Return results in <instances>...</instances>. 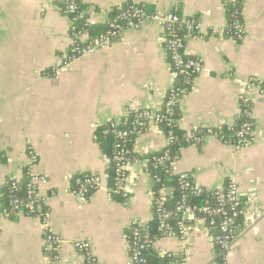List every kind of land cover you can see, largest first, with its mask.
Wrapping results in <instances>:
<instances>
[{
    "label": "crops",
    "instance_id": "0c3cea01",
    "mask_svg": "<svg viewBox=\"0 0 264 264\" xmlns=\"http://www.w3.org/2000/svg\"><path fill=\"white\" fill-rule=\"evenodd\" d=\"M235 1L134 0L152 12L176 13L201 24V32L186 43L187 54L201 60L203 71L179 105L183 133L212 128L233 139L246 85L264 80V0H240L242 40L227 33ZM126 2L81 0L82 20L91 29L83 41L102 32ZM70 25L56 0H0V199L4 187L25 178L30 148L38 157L35 171L46 178L39 193L47 200V229L39 218L25 215L0 221V264H86L76 248L82 241L90 243L95 264H132V226L154 219L155 184L146 167L148 157L166 147L162 128L151 125L135 139L127 198L109 192L110 165L96 133L112 121L163 107L175 83L164 33L146 23L126 32L122 41L63 66L73 43ZM263 88L255 86L250 93L253 144L238 148L208 138L179 151L176 171L190 174L198 186L219 190L234 180L239 187L243 229L233 243L231 264H264ZM86 174L101 176L103 185L81 200L71 190ZM163 190L168 198L173 194ZM47 233L63 242L57 261L45 250ZM153 250L168 264L183 259L185 264H220L201 223L186 243L161 238Z\"/></svg>",
    "mask_w": 264,
    "mask_h": 264
},
{
    "label": "built area",
    "instance_id": "2783aa9c",
    "mask_svg": "<svg viewBox=\"0 0 264 264\" xmlns=\"http://www.w3.org/2000/svg\"><path fill=\"white\" fill-rule=\"evenodd\" d=\"M56 1L64 7L63 13L70 20V34L73 39L69 53L63 60V66H68L105 45L122 41L126 32L136 30L146 23L156 25L164 33V50L172 66L175 83L169 90L163 107L160 110L138 112L134 115L133 121L127 118L120 122L112 121L108 124L110 132L118 140L116 153L113 157L116 192L123 198H127V167L132 160L131 151L127 145L133 137H139L151 125L159 128L165 125L171 127L177 125V112L180 102L187 95L193 81L203 71L201 60L188 55L186 52L188 38L201 32V24L197 19L185 18L176 13H155L147 7L135 3L134 0H127L125 6L121 8V12L113 20L107 22L104 32L89 41H83L88 36L90 38V26L87 22L81 24V0ZM230 18L231 23L227 33L237 40H242L244 32L240 10L231 12ZM255 86L264 87V80L254 81L246 85L245 95L241 99V113L233 139H229L224 133H218L212 128H205L185 133L183 136L185 145H199L208 138H219L222 142H231L238 148H246L253 144L255 142V121L250 93ZM262 93H264V88ZM165 138V149L159 156L152 159L151 168L147 165L146 172L150 174L154 184L160 183L162 178L157 174L152 175L150 169H163L166 173L177 177L178 186L185 195L181 198L174 212H169L164 208L165 202L169 199L164 190L160 195L153 191L154 212L161 238H176L186 243L194 226L200 223L205 224L210 239L218 250L220 264H231L229 259L231 249L236 237L243 229L241 218L245 209L237 183L234 180H229L227 186L219 190H207L198 186L190 174L176 171L181 156L179 153H172L170 149L175 140L173 128L165 134ZM28 154L31 157V163L25 171L27 178L23 186L25 196L24 198L13 197L8 209L0 207V221L7 219L13 211L15 214L27 215L28 217L37 216L39 218V216L44 215L43 207L46 206L47 200L40 195L39 185L44 183L46 178L35 171L38 163L37 155L30 148ZM102 185L103 178L101 176L86 174L81 180V186L71 190V194L85 200L91 192L100 189ZM20 189L19 183H12L13 192H18ZM186 194L212 197L214 205L191 204ZM42 223L47 229V213ZM142 227L145 226L138 224L132 226V236L129 240L132 264H145L144 252L153 248L155 244V240L146 230H142ZM62 243V240L55 234H46L45 250L52 256V260H58ZM76 248L84 256L86 264H95L96 260L89 242H78ZM168 257L170 258V256ZM185 263L186 260L183 259L181 264Z\"/></svg>",
    "mask_w": 264,
    "mask_h": 264
},
{
    "label": "trees",
    "instance_id": "16d2710c",
    "mask_svg": "<svg viewBox=\"0 0 264 264\" xmlns=\"http://www.w3.org/2000/svg\"><path fill=\"white\" fill-rule=\"evenodd\" d=\"M240 4H241L240 0H237L231 4L229 16H231V12H233L237 9H240ZM63 8L64 7L62 6V10H63ZM80 11H81V9H80ZM120 12H121V9L116 11L115 15L112 17L111 20H113L116 17V15L119 14ZM82 19H81V24L83 23ZM105 29H106V27H105ZM105 29L103 31L102 30L101 31L104 32ZM89 30L91 32V29H89ZM99 31L100 30H98L97 32H99ZM102 32H100V33H102ZM100 33H98V35ZM129 119L131 121H133L134 116L130 117ZM161 128L164 131V134H166L171 128L174 129L175 140H174V143L171 145L170 149H171L172 153H179L181 147L185 146V143L183 142L184 141L183 136L185 133H183L179 130L178 115H177V125L175 124L172 127L165 125V126H161ZM236 128H237V125H236ZM236 128H235L233 134H235ZM135 139L136 138L133 137L132 141L127 145V148L131 151V154H130L131 159L134 158V154H133V147L134 146L133 145H134ZM96 140L100 146L102 154L107 158L109 165H110L109 169L107 171L109 192L113 197L118 198V197H120V195L116 192L117 189H116V181H115L114 162H113V157L116 153V144L118 143V140H117L116 136H114L110 132L109 125L103 126L100 129H98V131L96 133ZM160 154H161V152L148 157L147 162H148V166L150 168H151V164H152V159L156 156H159ZM150 172L152 175L157 174L162 178V181L160 183L155 184L154 190L157 192L158 195L161 194L163 189H170L171 192L173 193L171 195V197L168 199V201L165 202L164 208L169 212H174V210H175L176 206L178 205V203L180 202L181 198L185 195L184 192L181 191L179 186H178L177 177L172 176L169 173H166L165 171H163V169H157V170L150 169ZM82 178H83V176L82 177L80 176V182H78V184L76 185V188H74V189H77L81 186ZM26 180H27V178L25 176V178L19 183L21 189L18 192L12 191V183L8 184L6 187L3 188L2 194H1V199H0V204H2V205H0V207L7 208V209L10 208V200L15 196L20 197V198H22V197L24 198L25 193H24V187L23 186H24ZM186 196L188 197V201L191 204L214 205V199L212 197H207L205 195H203V196L190 195L189 196L188 194H186ZM43 210H44V215L39 216V219L41 221H43L44 218L46 217L47 206H44ZM153 213H154L153 222L150 225L142 227L141 229L146 230L149 233V235L151 236V238H153L156 242L158 239H161L162 236H161V232L159 231V228H158V222H157L156 217H155V212L153 211ZM15 216H19V215L15 214L13 211V212H11V214L9 215V217L7 219H13ZM33 218H38V217L33 216ZM131 236H132V234H131ZM131 236H130L129 240L131 239ZM50 257L52 259L51 255H50ZM144 258H145V264H168V262H169L167 257L157 254L153 250V248L148 249L144 252Z\"/></svg>",
    "mask_w": 264,
    "mask_h": 264
},
{
    "label": "rangeland",
    "instance_id": "374dc122",
    "mask_svg": "<svg viewBox=\"0 0 264 264\" xmlns=\"http://www.w3.org/2000/svg\"><path fill=\"white\" fill-rule=\"evenodd\" d=\"M36 173H37V172H36ZM45 182H46V180H45ZM45 182H44V183H45Z\"/></svg>",
    "mask_w": 264,
    "mask_h": 264
}]
</instances>
